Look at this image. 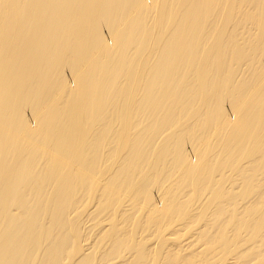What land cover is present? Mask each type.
Masks as SVG:
<instances>
[{"label":"bare ground","instance_id":"6f19581e","mask_svg":"<svg viewBox=\"0 0 264 264\" xmlns=\"http://www.w3.org/2000/svg\"><path fill=\"white\" fill-rule=\"evenodd\" d=\"M0 264H264V0H0Z\"/></svg>","mask_w":264,"mask_h":264},{"label":"rangeland","instance_id":"374dc122","mask_svg":"<svg viewBox=\"0 0 264 264\" xmlns=\"http://www.w3.org/2000/svg\"><path fill=\"white\" fill-rule=\"evenodd\" d=\"M117 163H118V162H117ZM178 179H179V177H178V173H177L176 170L173 169V170H172V173H171V177L168 178V182H169V183H172V184H175V186H177V187L180 189V191L182 192L183 197H184L188 192L191 191V186L188 185V184H184V183H178ZM87 187H88L89 189L93 190V194H92V195H94L95 193H98V192H99V189L96 190V185H95L94 183H92L91 185H86V186H85V188H87ZM92 195H91V196H92ZM184 201H186V200L184 199ZM188 205H189V202H187V203L185 204V214H186V215H187L188 212H189ZM109 210H110V208H109Z\"/></svg>","mask_w":264,"mask_h":264}]
</instances>
